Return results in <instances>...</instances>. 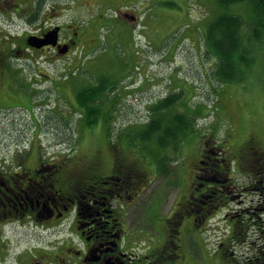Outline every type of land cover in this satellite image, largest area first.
<instances>
[{"label": "flooded vegetation", "instance_id": "af4514ba", "mask_svg": "<svg viewBox=\"0 0 264 264\" xmlns=\"http://www.w3.org/2000/svg\"><path fill=\"white\" fill-rule=\"evenodd\" d=\"M70 10L71 0H0V134L18 136L0 143V250L14 245V264H264L263 250L247 246L264 244V146L249 142L252 137L237 155L212 137L203 141L184 204L152 223L137 221L135 205L158 175L157 165L135 148L113 146L110 162L100 158L90 167L42 160L37 146L19 151V119H30L34 133L68 128L51 122L69 118L53 109L55 94L72 92L67 76L56 79L53 71L84 45L88 30L96 31L94 23L74 24ZM65 102L86 118L77 100ZM170 162L161 164L173 172ZM39 227L49 232L19 239V231ZM200 236L215 239V248L206 242L196 249ZM235 245H245L248 254L238 258Z\"/></svg>", "mask_w": 264, "mask_h": 264}, {"label": "rangeland", "instance_id": "374dc122", "mask_svg": "<svg viewBox=\"0 0 264 264\" xmlns=\"http://www.w3.org/2000/svg\"><path fill=\"white\" fill-rule=\"evenodd\" d=\"M218 10L216 0H71L67 18L74 24L96 22V31L91 36L92 30H88L84 45L77 44L65 66L58 64L53 71L55 78L67 76L68 80L63 81H71L72 92L62 89L63 94H55L53 109L69 118L63 121L54 116L51 122L65 123L61 126L68 128L34 133L30 119H19V151L37 146L42 160L66 159L70 164L86 163L89 167L100 158L110 162L113 146L131 147L136 149L135 154L141 153L138 147L143 143L134 139L131 130L143 128L156 117L153 109L159 99L169 93L179 97L182 94L169 111L191 115L194 131L181 138L178 150L170 142L162 147L152 139L151 145H157L161 155L171 160L173 172L161 168L164 174L158 173L142 202L135 205L138 222H162L169 207L184 204L181 196L189 184L188 172L212 126L218 129L214 143L224 141L236 155L250 137V142L264 146V42L252 44L254 61L243 80L219 82L213 74L214 59L206 56L203 42L206 24ZM230 11L239 14L245 34L249 27L248 7L238 4ZM100 80L107 87L101 92V113L96 123L80 129L78 108L77 111L65 101H76L78 91L100 84ZM42 119L38 117L37 122ZM8 131L0 134V143H11L18 137ZM237 179L240 181L239 175ZM142 208L147 214L145 219ZM48 232L43 227L22 230L19 239L31 233L45 236ZM188 239L193 240L191 236ZM197 239L200 242L193 243L196 249L203 250L206 242L209 249L216 246L215 239ZM233 250L238 258L248 254L245 245H235ZM15 251L10 242L2 247L0 264H14L11 261ZM201 259L196 254L197 263ZM216 261L220 262L218 258Z\"/></svg>", "mask_w": 264, "mask_h": 264}, {"label": "trees", "instance_id": "16d2710c", "mask_svg": "<svg viewBox=\"0 0 264 264\" xmlns=\"http://www.w3.org/2000/svg\"><path fill=\"white\" fill-rule=\"evenodd\" d=\"M216 2L219 10L207 22L203 31L205 53L207 57L214 59L213 74L219 82L224 84L241 81L246 77L254 61L252 44L264 42V0H216ZM238 4H245L250 12L249 27L245 34H243L244 22L239 14L230 11L231 6L234 7ZM93 23L96 27V22ZM99 83L92 84L76 94L79 107L86 109V118L82 119V125L91 126L96 123L101 113V92L105 91L107 87L101 80ZM180 97L175 93H169L159 99L153 109L156 117L150 119L143 128L137 131L136 129L131 130L134 139L145 144V146L138 147L142 157L156 163L157 171L161 174H164L161 162L167 158L161 155V149L157 148V145H151L152 139H156V142L162 147L170 142L178 150L181 138L194 131L191 115L185 112L169 111ZM164 113L168 116H165ZM211 128L212 131L207 134H209L208 137L213 138L218 129L214 130L213 126ZM221 144L224 145V141H221ZM238 231H240V227ZM247 246L255 253L258 251L260 253L261 250L264 252V244L248 242ZM249 261L247 260L246 263Z\"/></svg>", "mask_w": 264, "mask_h": 264}, {"label": "water", "instance_id": "95a60500", "mask_svg": "<svg viewBox=\"0 0 264 264\" xmlns=\"http://www.w3.org/2000/svg\"><path fill=\"white\" fill-rule=\"evenodd\" d=\"M57 30H58V27H57ZM57 30L56 31H53V34H54V37H55V41L57 39Z\"/></svg>", "mask_w": 264, "mask_h": 264}]
</instances>
